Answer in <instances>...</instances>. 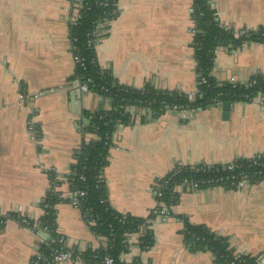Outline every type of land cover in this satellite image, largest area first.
Returning <instances> with one entry per match:
<instances>
[{"label": "crops", "instance_id": "crops-1", "mask_svg": "<svg viewBox=\"0 0 264 264\" xmlns=\"http://www.w3.org/2000/svg\"><path fill=\"white\" fill-rule=\"evenodd\" d=\"M208 1L220 24L233 32L264 29V0ZM116 6L117 17L95 47L100 68L123 86L193 92L197 80L191 0H117ZM76 14L69 0H0L1 216L21 213L38 220L50 190L48 173L64 176L81 144L95 140L83 131L88 122L82 113L109 109L107 100L92 92L82 95L77 82L70 81L75 60L69 30ZM258 75L264 76V44L245 42L215 50L211 76L217 82L243 83ZM50 90L55 92L47 94ZM19 92H45L32 102L38 143L27 132L30 109L19 104ZM129 113L133 122L114 132L103 170L107 202L121 215L147 218L156 206L153 187L177 163L225 164L264 155V105L258 100L158 117L138 109ZM58 191L69 196L66 184ZM178 193L168 217L150 223L152 247L141 249L139 239L131 236L121 262L215 264L209 252L186 248L183 221L228 237L234 254L264 259V182ZM55 210L56 232L68 249L105 247V239L92 233L79 209L62 203ZM46 234L7 220L0 228V264H29L48 241Z\"/></svg>", "mask_w": 264, "mask_h": 264}, {"label": "trees", "instance_id": "trees-1", "mask_svg": "<svg viewBox=\"0 0 264 264\" xmlns=\"http://www.w3.org/2000/svg\"><path fill=\"white\" fill-rule=\"evenodd\" d=\"M117 0H75L72 7L77 10L79 18L71 24L69 39L71 52L79 59L75 62L73 75L70 81L86 84L90 91L98 97L108 101L110 108L104 110L98 108L93 112L84 111L83 117L88 121L83 131L94 135L95 140L83 142L74 154V163L68 172L58 180L57 174L49 172L51 181L50 190L46 194L42 209L43 215L38 219L40 229L45 230L50 239L43 244L38 253L49 257L51 250L59 247L61 236L56 232V210L58 204L69 203L76 200L78 209L85 218L92 233L105 239L106 247L87 249L81 253L84 264H99L104 256L109 255L113 264H125L120 261V256L127 252L128 244L125 234H131L146 220H152L155 215L145 218H135L129 215H121L111 209L107 202V190L103 180V170L108 164V152L113 147V134L119 125L126 126L133 122V116L127 111L130 107L152 111L153 117L164 113L162 105L188 106V109H205L217 103L251 102L261 97L264 102V76H254L246 83L217 82L211 72L214 65V54L218 47L235 49L245 42L264 44V29L244 31L246 35L234 37L233 30L226 28L217 19L215 10L208 0H191V21L193 22V59L195 62V74L198 94L194 101L188 102L186 94L177 91L157 90L146 84L141 89L123 86L116 82L109 72L102 70L97 62L95 47L105 36L106 25L118 15ZM102 25L101 29H97ZM254 82L253 84H251ZM259 162L264 163V155L261 154ZM237 163H246L238 159ZM187 169L183 168L177 183L184 178ZM188 173V172H187ZM189 175H192L189 173ZM257 178V183L264 182V175ZM160 179L156 184L162 185ZM199 176L192 177L193 180ZM66 184L69 196L62 197L58 188ZM232 187L231 185H227ZM163 203L169 214L171 207L176 202L179 193H175L174 199L169 201V193L173 190H165ZM56 189V191H55ZM83 193L82 196L79 194ZM4 219L18 220L15 213L3 216ZM150 226V224H149ZM183 240L186 248L191 252H209L214 257L215 264H223L234 259V253L230 248L228 237L217 235L203 225H191L183 221ZM153 235L149 231L139 246L143 250L152 247ZM76 252V250H73ZM32 259V258H31ZM255 257L240 254V264H255ZM31 261V260H30ZM39 264H46L43 261ZM130 264H137L132 262Z\"/></svg>", "mask_w": 264, "mask_h": 264}, {"label": "built area", "instance_id": "built-area-1", "mask_svg": "<svg viewBox=\"0 0 264 264\" xmlns=\"http://www.w3.org/2000/svg\"><path fill=\"white\" fill-rule=\"evenodd\" d=\"M75 0H69V3L72 5ZM77 11V10H76ZM190 12L192 13V8L190 9ZM79 18L78 13L76 14V19ZM75 19V20H76ZM103 26L98 25L97 29H101ZM234 37L239 38L241 36L246 35L244 31H235ZM247 36V35H246ZM75 62H79V59L74 57ZM248 81H245L243 83H246ZM231 84L235 85L236 82L231 81ZM252 82L251 84H253ZM197 86V85H196ZM78 91L81 94L89 93L90 88L86 85H80L78 86ZM55 91L50 90L47 91V94H53ZM45 92H40L37 94H26L19 92L18 95V102L19 104H26L29 109V118L27 120V132L29 133L30 138L38 143L40 141V133L37 131L35 125H34V117L36 115L35 109L32 107V102L39 97L44 96ZM198 94V89L195 88L193 92L187 93L186 98L188 102H192L195 100L196 96ZM255 101L258 100L261 104L264 105L263 100L261 97H257L254 99ZM253 100V101H254ZM110 108V106H109ZM130 109H135V107L128 108V112ZM162 109L164 110V113H170V112H180L183 110L188 109V106L181 107V106H168V105H162ZM108 110V109H107ZM139 110V109H138ZM139 111H145L150 116H152V111L149 109H143ZM261 154H255L248 158H243V160L246 163H237V160L225 163V164H196V165H182L180 163H177L168 170L167 178L164 180L162 185L156 184L153 189V197L156 201L155 208L151 211L154 216L152 220H146L143 224L138 226L136 230H134L131 234H125V237L128 239L131 236H136L139 239V242L141 239H144L147 235H149V224L153 221H156L157 219L165 220L168 217L167 209L164 206L163 199H164V192L163 188L168 187L165 190H173L169 193V201L171 202L174 199L175 193L177 194L180 189L182 191H186L189 193H195L206 189H214V188H225L229 187L227 185H231L232 187L242 189L249 185L255 184L257 181V178L262 177L261 175H264V163L259 162V157ZM183 168L187 169L185 174L183 175L184 178H181V181L179 183L176 182L178 179V176L183 174ZM53 172V171H51ZM188 172V173H187ZM191 173L192 175H189ZM199 176L198 179L193 180L192 177ZM58 180H61V175H57ZM50 181V179H49ZM51 184V181H50ZM56 191V189H55ZM80 196L83 195V193L79 194ZM69 203L78 209V204L76 200L71 199ZM18 217V220H12L14 221L19 227H35L40 229V222L38 220H32L25 215L21 213H15ZM10 219H4L3 216L0 215V228H2L6 221ZM45 231V230H44ZM106 247V245H105ZM104 247V248H105ZM81 251L74 252L73 249H68L65 246L64 241L61 239L59 242V247L55 250H51L49 253L48 258H44L43 255L36 252L33 256L29 264H39L40 262H44L46 264H59V263H70V262H80L84 264L82 258H81ZM264 262L263 258L256 259L255 264H262ZM242 263L240 260V254H235L234 259L229 262H224L223 264H240ZM99 264H113V259L106 255L103 257V259L100 261Z\"/></svg>", "mask_w": 264, "mask_h": 264}, {"label": "water", "instance_id": "water-1", "mask_svg": "<svg viewBox=\"0 0 264 264\" xmlns=\"http://www.w3.org/2000/svg\"><path fill=\"white\" fill-rule=\"evenodd\" d=\"M78 86H79V83L77 82V83H76V87H78ZM79 93H80V92H79ZM78 95H81V94H78ZM78 95H77V96H78ZM82 95H83V94H82ZM72 101L75 102V98H73ZM230 105H231L230 103H223V104H222V107L227 109ZM85 122H88V121L85 119ZM86 218H88V215H86ZM45 236H46V238H47L48 240L50 239V236H49L48 234H46Z\"/></svg>", "mask_w": 264, "mask_h": 264}, {"label": "rangeland", "instance_id": "rangeland-1", "mask_svg": "<svg viewBox=\"0 0 264 264\" xmlns=\"http://www.w3.org/2000/svg\"><path fill=\"white\" fill-rule=\"evenodd\" d=\"M37 101V99L34 101V103Z\"/></svg>", "mask_w": 264, "mask_h": 264}]
</instances>
